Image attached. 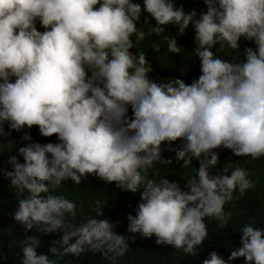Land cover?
Listing matches in <instances>:
<instances>
[{"label":"clouds","instance_id":"obj_1","mask_svg":"<svg viewBox=\"0 0 264 264\" xmlns=\"http://www.w3.org/2000/svg\"><path fill=\"white\" fill-rule=\"evenodd\" d=\"M204 3L207 10L197 13L175 0H0V137L9 135L5 125L17 132L38 126L43 137L58 140L19 147L23 163L9 158L14 171L5 175L27 192L14 219L26 230L61 232L63 251L53 246V254L87 250L116 259L129 247V238L116 234L108 220L90 218L76 226L65 219L76 216V204L51 194L65 180L81 184L93 175L131 193L143 188L136 215L127 217L128 231L192 255L208 234L205 218L226 224L231 213L224 212L225 204L237 190L252 187L243 168L230 174L228 168L218 174L209 169L219 161L213 150L221 147L238 157H264V0ZM144 12L155 25L145 18L137 26ZM168 25L176 26L178 36L190 25L195 30L201 75L191 83L157 82L150 78L147 53L132 51L146 35L168 32ZM242 37L257 46L245 49V61L216 56L217 45L236 50ZM163 39L169 52L185 50L171 34ZM154 49L161 50L158 44ZM22 138L32 140L29 132ZM178 140L182 146L175 149ZM165 143L184 167L199 162L188 190L141 174L154 162H172L162 159ZM240 233L242 246L229 259L264 264V229L245 225ZM39 243L27 237L23 264H54L37 254ZM203 264L226 261L212 252Z\"/></svg>","mask_w":264,"mask_h":264},{"label":"trees","instance_id":"obj_2","mask_svg":"<svg viewBox=\"0 0 264 264\" xmlns=\"http://www.w3.org/2000/svg\"><path fill=\"white\" fill-rule=\"evenodd\" d=\"M141 3L142 0H133ZM176 6H182L186 12L196 10L197 13L205 12L207 5L204 0H175ZM149 18L152 25L155 20L144 12L138 27H143V20ZM40 31L43 29L37 23ZM168 32L160 36L146 35V39L133 52L144 51L147 53L149 61L152 63L154 73L165 78H180L186 83L198 79L201 75L198 58L195 54L194 34L188 29L182 36L177 35L178 29L174 25L167 26ZM147 33V27L145 26ZM171 34L176 37L178 46L184 48L179 55L167 50V42L163 39L165 35ZM135 40V36L132 37ZM160 46V52H155L154 46ZM255 49L254 40L249 41L243 37L239 41V48L231 49L225 45L221 50L217 45L213 51L216 56L236 62L237 58L243 62L246 60L244 55L246 48ZM183 73V74H182ZM132 112L129 108V116ZM5 131L9 135L0 137V264H23L22 248L25 246L27 237L35 236L40 243L36 248L38 255H47L54 261V264H203L206 259H210V253L216 252L226 261V264H248L246 258L239 257L230 260L231 251L241 247V229L245 225H252L264 229V157L252 159L250 156L238 157L229 149L221 147L214 149L218 152L219 161L215 167L209 171L212 174L220 173L224 168L229 169V174L237 167L243 168L248 173V178L252 182V187L243 194L237 190L232 201L224 206V212L231 213V219L226 224H222L215 218L206 217L205 222L208 226V234L201 245L196 246L195 255L185 253L183 250H176L170 245L156 244V237L144 238L139 234L128 231V215H136V207L141 202L140 192L131 193L116 187L115 183L108 184L98 177L89 175L81 184L65 180L55 189H51V194L62 196L76 204V216H67L76 226L87 222L90 218L108 220L114 225L113 231L118 235L128 237V249L126 254L113 259L112 253L107 257L103 253L85 251L79 256L73 254L61 255L59 252L53 254L50 248L55 246L60 251L62 247V233L54 232L41 234L36 229L26 230L25 227L16 222L14 213L18 208V201L27 196V192L21 193L11 185V180L5 175L6 171H14L9 163L11 156H16L20 162L23 157L19 154V147H24L30 142L57 143V137H43L38 126H33L30 130L25 127L21 132L11 130L5 125ZM25 132H29L31 141L23 140ZM182 141L173 142L172 147L179 149ZM162 159L171 160V163L163 161L154 162L153 167L141 170V174L146 180L151 179L159 183L162 179L177 182L183 189L187 184L195 179L199 168V162L193 159L188 167H184V161H177L175 151L167 150V143L162 144ZM47 195V194H44ZM97 209H102V215L98 216ZM76 238L70 240L75 243ZM54 242H60L55 243ZM254 264V262H253Z\"/></svg>","mask_w":264,"mask_h":264},{"label":"rangeland","instance_id":"obj_3","mask_svg":"<svg viewBox=\"0 0 264 264\" xmlns=\"http://www.w3.org/2000/svg\"><path fill=\"white\" fill-rule=\"evenodd\" d=\"M188 30L194 34V31L195 30H194V28L191 25L189 26ZM149 75H150V78L155 79L157 82H160V81H168V80L173 79V78L161 77V76L155 74L154 72H151ZM183 190H188L187 186L184 187Z\"/></svg>","mask_w":264,"mask_h":264}]
</instances>
